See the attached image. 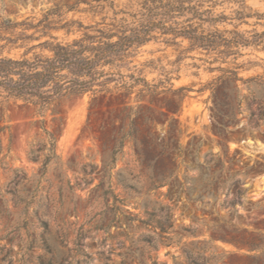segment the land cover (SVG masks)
Here are the masks:
<instances>
[{
	"label": "rangeland",
	"instance_id": "rangeland-1",
	"mask_svg": "<svg viewBox=\"0 0 264 264\" xmlns=\"http://www.w3.org/2000/svg\"><path fill=\"white\" fill-rule=\"evenodd\" d=\"M91 1L0 0V23L89 24L99 19L87 11ZM247 4L264 12V0ZM256 21L241 29L263 30ZM71 29L48 31L66 42L79 35ZM185 46L140 49L135 71L159 93L139 101L84 94L54 112L13 100L0 107V264L264 261V39L217 60ZM44 130L54 139L45 168Z\"/></svg>",
	"mask_w": 264,
	"mask_h": 264
},
{
	"label": "trees",
	"instance_id": "trees-1",
	"mask_svg": "<svg viewBox=\"0 0 264 264\" xmlns=\"http://www.w3.org/2000/svg\"><path fill=\"white\" fill-rule=\"evenodd\" d=\"M87 4V11L99 16L89 24L79 20L60 23L48 17L36 23H0V107L13 100L31 105L40 113L54 112L63 101L84 94L93 98H128L134 94L133 99L139 101L145 95L159 93L135 71L136 56L150 42L177 46L186 42L182 52L205 51L215 54L217 60L237 55L240 48L259 46L264 39V29H241L251 18L257 20L253 25H264L259 22L264 12L253 11L247 0H127L122 6L113 0H92ZM17 25L41 29L37 34L11 31ZM73 26L79 35L66 42L58 41L48 31L65 28L70 33ZM42 37L47 38L40 41ZM33 40L38 43L26 47ZM6 46L25 50L20 57H10L1 52ZM36 48L48 53L34 52ZM44 132L48 137L44 144L50 147L42 160L43 168L54 157V139ZM133 134L131 126L124 137ZM28 154L32 160L39 158L32 149ZM231 258H242L239 264H264L262 256Z\"/></svg>",
	"mask_w": 264,
	"mask_h": 264
}]
</instances>
